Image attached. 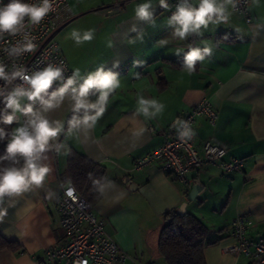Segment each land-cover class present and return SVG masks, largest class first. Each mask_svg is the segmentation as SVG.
Masks as SVG:
<instances>
[{
	"label": "crops",
	"instance_id": "0c3cea01",
	"mask_svg": "<svg viewBox=\"0 0 264 264\" xmlns=\"http://www.w3.org/2000/svg\"><path fill=\"white\" fill-rule=\"evenodd\" d=\"M66 2L69 20L56 39L70 69H79L83 77L104 65L118 73L120 87L91 128H69L73 112L67 99L47 114L64 125L45 154L51 172L42 186L5 197L0 205V235L19 248L0 250V264H43L45 249L63 242L55 202L62 187L69 185L62 175L71 150L106 169L92 209L104 221L106 233L129 254L126 264H164L157 249L163 214L184 202L186 210L207 227L206 264H252L249 257L225 253L221 247L231 241L230 225L238 215L253 220V235L264 236V0H250L249 22L226 4L230 13L226 22L209 24L201 29L202 35L185 40L172 36L168 9L160 8L159 0H152L154 23L135 20V7L145 0ZM133 24L142 29V41L130 31ZM74 29L81 33L93 29L94 39L76 45L70 36ZM189 45L213 49L191 74L176 63L183 60V53L175 54L177 49L187 51ZM114 61L120 62L118 67H113ZM137 93L158 100L163 111L154 118L137 113ZM204 99L217 110L218 118L210 125L203 115L197 117L196 145L200 148L210 140L224 146L226 159L244 160L242 170L222 172L206 164L191 171L190 184L183 187L161 169V161L132 168L136 158L172 134L179 115ZM23 121L21 116L12 129ZM194 184L201 188L188 200Z\"/></svg>",
	"mask_w": 264,
	"mask_h": 264
},
{
	"label": "clouds",
	"instance_id": "9594fccd",
	"mask_svg": "<svg viewBox=\"0 0 264 264\" xmlns=\"http://www.w3.org/2000/svg\"><path fill=\"white\" fill-rule=\"evenodd\" d=\"M231 3L233 0H199L197 4L192 0H178L175 11L167 21L168 26L173 29L172 36L185 40L191 35H202L201 29H207L209 24L226 22L230 15L226 4ZM159 7L168 9V0H159ZM53 10L51 0H38L36 3L10 0L7 5L0 7V38L5 33L20 32L26 19L33 25L39 24ZM134 11L136 21L154 23L155 8L152 0L137 4ZM130 31L136 32L137 38L143 40L142 29L136 24L132 25ZM70 36L76 45H80L94 39V30L81 33L74 29ZM108 46H112L111 42ZM33 47L32 42L26 39L23 44L18 43L7 49V53L9 57L18 58ZM181 53L183 67L191 74L195 71L197 62L210 57L213 49L189 45L187 51L177 49L175 54L179 57ZM119 63L114 61L113 67H118ZM63 73L62 67L52 64L31 74L19 67L9 72L0 63V80L5 82L0 86V102L4 105L0 122L12 125L20 122L21 116L24 117L23 123H19L11 131L0 127V141L7 140L0 161L9 162L7 166H0V205L5 202V197L19 196L34 187L42 186L51 172L49 165L44 163L48 158L45 154L51 149L50 142L63 131L64 125L61 121L50 120L47 115L50 111L59 108L67 99L73 112L69 128L81 125L91 128L105 111L109 96L120 87L118 73L105 70L104 65L83 77L79 69L74 70L67 78ZM17 80L20 83L13 84ZM54 82H59V86L49 91ZM93 95L96 96L94 102L90 99ZM25 100L27 103H24ZM163 109L164 105L158 100L145 98L142 93H137V113L154 118ZM174 126L178 128V137L182 141L191 140L196 135L189 121L177 118Z\"/></svg>",
	"mask_w": 264,
	"mask_h": 264
},
{
	"label": "built area",
	"instance_id": "2783aa9c",
	"mask_svg": "<svg viewBox=\"0 0 264 264\" xmlns=\"http://www.w3.org/2000/svg\"><path fill=\"white\" fill-rule=\"evenodd\" d=\"M38 0H26V3H36ZM53 11L49 12L39 24H31L25 20L23 29L16 34H3L0 38V63L6 66V71L17 67L31 74L41 70L48 64L64 69V77H70V69L56 39L57 32L69 20L66 0H51ZM250 0H233L231 9L241 14L246 22L250 21ZM5 0H0V7ZM178 0H170L167 10L168 18L175 11ZM30 40L34 47L24 52L20 57H9L7 49ZM20 83L19 80L13 84ZM5 84L0 80V86ZM59 86L54 82L49 91ZM24 103H27L25 100ZM0 108H4L0 102ZM10 111V110H9ZM203 115L210 125H214L218 112L208 99L194 104L187 112L179 115L194 127L198 116ZM227 149L210 140L203 142L199 148L195 138L180 140L178 128L159 146L147 154L134 160L132 168L139 170L155 161H161V169L171 173L183 187L190 184L189 173L199 170L206 164L216 166L222 172L240 171L244 168L241 158L226 159ZM56 207L59 213V224L64 231V240L59 244H51L43 253L40 261L43 264H56L63 261L66 264H126L129 254L105 231V223L93 212L92 206L86 202L82 193L73 185L62 187L57 198ZM251 218L238 215L230 225L228 236L230 242L222 246V251L234 255H244L251 259L252 264H264V236L253 235Z\"/></svg>",
	"mask_w": 264,
	"mask_h": 264
},
{
	"label": "trees",
	"instance_id": "16d2710c",
	"mask_svg": "<svg viewBox=\"0 0 264 264\" xmlns=\"http://www.w3.org/2000/svg\"><path fill=\"white\" fill-rule=\"evenodd\" d=\"M9 2L10 0H5L4 5ZM176 63L183 65V60ZM91 99L94 102L96 96H91ZM2 110L0 108V117L3 115ZM0 127L6 131L12 130V125H4L2 122ZM6 144L7 140L0 141V156L4 154ZM8 164V161H0V166ZM62 178L80 191L86 202L92 206L98 199L100 187L106 179V169L85 155L71 150ZM207 234V227L194 214L187 210L183 213L178 212V209L167 211L163 214L157 243L159 256L164 264H206L204 247ZM2 249L19 250L16 242L0 235V250Z\"/></svg>",
	"mask_w": 264,
	"mask_h": 264
},
{
	"label": "water",
	"instance_id": "95a60500",
	"mask_svg": "<svg viewBox=\"0 0 264 264\" xmlns=\"http://www.w3.org/2000/svg\"><path fill=\"white\" fill-rule=\"evenodd\" d=\"M200 188L201 185L194 184L187 195L188 200H193L197 195L198 191L200 190ZM184 211H186V202L182 203L178 208V212L183 213Z\"/></svg>",
	"mask_w": 264,
	"mask_h": 264
},
{
	"label": "rangeland",
	"instance_id": "374dc122",
	"mask_svg": "<svg viewBox=\"0 0 264 264\" xmlns=\"http://www.w3.org/2000/svg\"><path fill=\"white\" fill-rule=\"evenodd\" d=\"M19 115V114H18Z\"/></svg>",
	"mask_w": 264,
	"mask_h": 264
}]
</instances>
